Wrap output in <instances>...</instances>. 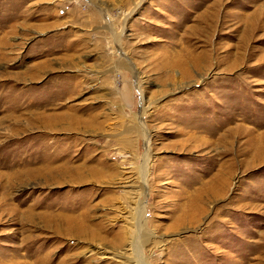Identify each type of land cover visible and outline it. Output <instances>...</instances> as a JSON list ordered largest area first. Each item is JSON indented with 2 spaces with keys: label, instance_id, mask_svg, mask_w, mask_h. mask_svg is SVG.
<instances>
[{
  "label": "rangeland",
  "instance_id": "rangeland-1",
  "mask_svg": "<svg viewBox=\"0 0 264 264\" xmlns=\"http://www.w3.org/2000/svg\"><path fill=\"white\" fill-rule=\"evenodd\" d=\"M120 252L264 264V0H0V264Z\"/></svg>",
  "mask_w": 264,
  "mask_h": 264
},
{
  "label": "bare ground",
  "instance_id": "bare-ground-1",
  "mask_svg": "<svg viewBox=\"0 0 264 264\" xmlns=\"http://www.w3.org/2000/svg\"><path fill=\"white\" fill-rule=\"evenodd\" d=\"M126 251V250H125ZM103 254H106V253H108L107 251H103L102 252ZM112 254V253H111ZM114 256L115 257H117V258H119V260H121V262L123 263V264H125L126 262H130L129 261V259H131V260H133L132 262H139V261H137V258L135 257V258H129L127 255H126V252H120V255H117L116 253H114ZM141 259V258H140Z\"/></svg>",
  "mask_w": 264,
  "mask_h": 264
}]
</instances>
